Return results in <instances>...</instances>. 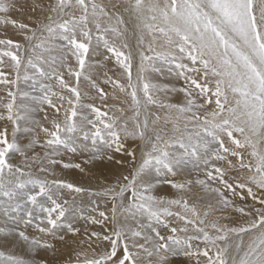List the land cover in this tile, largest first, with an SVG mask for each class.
Wrapping results in <instances>:
<instances>
[{
  "label": "snow or ice",
  "instance_id": "snow-or-ice-1",
  "mask_svg": "<svg viewBox=\"0 0 264 264\" xmlns=\"http://www.w3.org/2000/svg\"><path fill=\"white\" fill-rule=\"evenodd\" d=\"M18 2L0 0V24L17 28L25 41L0 39V84H15L23 67L24 78L32 79L42 93L33 99L47 103L56 114L65 102L68 107L62 121L53 119L51 128L40 125L46 139L33 135L22 145L15 138L17 121L31 116L28 112L21 116L16 93L9 87L7 115H0L14 125L11 139L6 127L0 129V207L5 215L25 210V226L36 220L33 226L39 232L64 241V235L57 236L61 230L81 235L75 226L78 220L105 227L109 221L103 211L98 213L100 219L85 216L76 195L113 201L112 227L104 234L85 228L84 239L63 264H171L178 255L194 264H264V0H108L107 4L30 0V11L39 13L30 18L31 24L10 17L12 11H23ZM130 27L136 37L135 54L127 40ZM101 45L108 55L94 60ZM134 55L139 58L135 75ZM5 57L12 62L15 79L5 71ZM110 60L124 82L109 75L114 71L107 67ZM165 66L169 70L174 66L184 77L183 87L161 86L149 79V72L160 73ZM81 78L103 107L82 103L87 94L81 92ZM49 80L57 81L61 91H53L45 83ZM101 83L110 85L111 92ZM161 92L182 93L183 102L161 100ZM118 93L126 98L121 100ZM109 97L127 108L107 104ZM150 106L167 111L150 120ZM161 121L163 127L158 126ZM128 141L140 144L130 147ZM37 146L44 149L43 156L35 153L29 158L28 152ZM64 151L109 162L123 153L135 166L100 191L31 171L32 163H37L40 173L53 177L56 165L83 172L79 163L57 159ZM15 154L25 159L13 162ZM186 161L202 163L204 178L175 179ZM115 163L123 166L124 160ZM153 169L172 178H153ZM160 184L170 185L180 195L173 199L155 195ZM194 186L205 194L197 198L205 199L203 207L188 198ZM249 197L252 205L247 203ZM91 203L95 205L94 200ZM231 213L239 214V220ZM11 221L19 223L16 217ZM154 225H163L167 232L162 234ZM0 234L17 236L33 251L50 250L53 255L57 251L53 242L18 228L0 227ZM103 242L109 248L96 252L93 244L99 247ZM0 264L36 262L0 251Z\"/></svg>",
  "mask_w": 264,
  "mask_h": 264
},
{
  "label": "bare ground",
  "instance_id": "bare-ground-1",
  "mask_svg": "<svg viewBox=\"0 0 264 264\" xmlns=\"http://www.w3.org/2000/svg\"><path fill=\"white\" fill-rule=\"evenodd\" d=\"M130 24H131V22H130ZM127 39L129 40V43H130L132 50L135 54V52H136V37H135V35L132 34L131 27H130ZM136 60H137V58H136ZM111 67H114V66H111ZM163 73H165V71H163ZM154 74L155 73H150L148 76L149 79L153 83H156V84L161 85V86L167 85L170 88H173V87L174 88H181V87H183L179 84L180 83L179 81H181V80L175 81V79H178V78H176L178 75L177 76L175 75L176 76L175 78H172L170 75H169L170 77L167 78V76H166V78H164V77L158 76L159 74L158 75H154ZM172 75H173V73H172ZM118 76H120V75H118ZM182 78H184V77H182ZM16 86H17V89L16 90L14 89L15 90L14 92L16 93L15 104L18 106V109L20 111L21 116H23L25 112H28L31 116V119H20V120H18L17 122H18L19 127H25V125H27V124H29V125L31 124V126H30L31 128H33L34 126L40 127V125L42 123H39V125H38V124L33 123V121L40 122V120H41V121L45 122L46 121L45 115H47L48 120H49V118H53L52 115H48L49 109L47 110L48 111L47 113L43 114L44 113L43 110L45 107L41 108L39 103H35L36 99H33V97H37V96L35 95L36 92L32 91V87H34V86L29 85L26 89L23 88V85L20 83H17ZM9 87L10 86H8V88ZM87 87H85L84 89H87ZM105 90H106V88H105ZM5 92H6V90L3 93H5ZM91 92L93 95L95 94L93 91H91ZM25 93H27V95H24ZM87 93H90V92H87ZM96 97L97 96H95V98ZM159 98L161 100L166 99L167 102H171V103L183 102V94L182 93H172V92L164 93V92H161L159 94ZM88 99L89 98L87 97V100ZM65 104H67V103H65ZM152 111H153V109H152ZM39 112H40V114H39ZM155 112H157V111H155ZM1 114H2V112H0V115ZM3 116L6 117V115H3ZM150 117H152V115ZM59 118H61V117H59ZM153 118H154V113H153ZM153 118H150V120ZM21 120H22V122H20ZM10 124L12 125L13 123L7 119H0V129H3L6 127L8 129L9 138L11 139L12 135H13L12 129L14 127L12 128L13 125L10 126ZM48 126L49 125L47 124V126H45V127H48ZM23 129L24 128L19 129L18 132L17 131L15 132L16 140L19 143H21L22 145L27 144L28 141L30 140V138H27V139L23 138V137H25L23 135V131H24ZM168 129H170V128H168ZM36 132H37V129H36ZM38 132L40 133V131H38ZM38 132H37V134H38ZM26 134L28 136H30L29 132H26ZM44 136H45V134H44ZM43 137L41 135V137L39 136V139L41 141H43L44 140ZM128 144L131 147L133 143L128 141ZM65 152H66V155L62 154L60 157H57V159L62 160L64 163H79L81 165V167L84 169L83 172H81L80 169H75V168L63 169L60 165H56V166H54V171H55L56 175L53 177V176L47 175L45 173H40L39 172V165L37 163H32L31 171H33L34 174H36L37 176H40L42 178H47L49 180L55 179V178L65 179V180H68L70 182L76 183L78 186L85 187V188L91 189L93 191H100L102 185H105L106 183H114L115 178L118 177L120 175V173H124L125 175H127L129 173V171L131 170V168L135 166L130 161V158L125 157L123 153L115 154L114 161L109 162L106 159L103 161L98 160V159L93 160L92 157L88 154H80L79 152L73 154V153H70L67 151H65ZM35 153H39L40 156L42 157L43 153H44V149L37 146V147H35V149L33 151L28 152V157L30 158ZM14 156L12 157V159L16 163H20L25 159V157H23L21 155L15 156V157ZM139 158H140V152H139V150H137V162H139ZM121 159L124 160L123 166H120V165L115 163V161H119ZM204 172H205V166L202 163H196L193 161H186L184 164L179 166L178 175L174 178L179 179V180L197 179V178L203 179L204 178V175H203ZM239 174L240 173H232V175H239ZM150 175L153 178H163L165 175H168L169 178H172L171 174H167L164 171L158 173L154 169L151 171ZM243 175H246V173H243ZM154 194L157 196L165 197L166 199L177 198L180 195V193H178L175 189H173L170 185H167V184L158 185L157 188L154 190ZM198 197L204 198L205 194L200 190L199 187L194 186L192 193L188 195V198L191 202H198L201 205V207H203V205L205 203V199L197 200ZM65 198L70 199V197H68V196H66ZM76 200L78 202H81V206L84 208L85 216L94 215L97 217V219H100V217L98 215V213L100 211L108 213L109 221L106 222V227L101 226L99 224H91L90 221L78 220L76 222L75 226L81 228V230H82L81 235L74 236L71 233H68L66 230H61L60 232H58L57 236L64 235L65 240L64 241H60L59 239L54 240L52 237L48 236L47 234L39 232L33 226L36 223V220L33 221L32 225L25 226L23 224V220L27 219V213L25 210H21L18 213L17 212H11L9 215H5L3 207H0V227L18 228L19 230L26 232V234L29 235L30 237H36V238L41 239V240H49V241L53 242L56 245V249H57L55 255H53V252L50 250L36 249L33 251L32 249H30L28 247V245L25 242L21 241L17 236H15V235L4 236L3 234H0V251H3L6 255H13V256L21 257V258H23L27 261H30V262L35 261L36 264H40V261H42V260L48 261V264H63V261L65 260V258L67 256L71 255L73 253V250L79 247V242L82 239H84L83 230L85 228H87L89 231H97V232H101L102 234H104V233H106V231L108 229H110L112 227V225H111V208H112L113 201H111L110 199L105 198V197H93V196H89V195H83V196L76 195ZM93 200L95 201V205H98V208L96 209L95 212L90 211V209L95 206L91 203ZM247 203L249 205H252L253 202H252L250 197L248 198ZM256 207H259V205L257 204ZM35 214L36 213L34 212V215ZM231 215L235 219L239 220V214L231 213ZM11 217H16L17 220L19 221V223L13 224L11 221ZM120 219H123V217H120ZM169 219H171L172 226H177L178 222L175 219H172V218H169ZM141 222L143 223L146 221L142 220ZM225 222H227V221H225ZM240 222H242V221H240ZM41 226L44 227L45 225H41ZM154 226L158 227L162 234L167 232V229L164 228L163 225H154ZM180 226H182V225H180ZM141 242H143V241H141ZM93 248L96 249V252H100L102 250H107L109 248V244L107 242H103V243L99 244V247H97L95 244H93ZM84 250H88L89 254H91V249H87L86 245H85ZM171 264H194V260L190 259L188 257H184L182 255H178V256L173 257L171 259Z\"/></svg>",
  "mask_w": 264,
  "mask_h": 264
},
{
  "label": "rangeland",
  "instance_id": "rangeland-1",
  "mask_svg": "<svg viewBox=\"0 0 264 264\" xmlns=\"http://www.w3.org/2000/svg\"><path fill=\"white\" fill-rule=\"evenodd\" d=\"M97 2H100V3H104L105 2V4H107V2H108V0H97ZM28 3H30V0H19V2H18V7H20V5L21 4H23L24 5V9H23V11H12V12H10V17L12 18V19H16V20H18V21H22V22H24V23H29V24H31V19L30 18H35L36 16H38L39 15V13H32L31 11H30V8L27 6L28 5ZM33 27H35V25L33 24L32 25ZM0 39H13V40H15V41H18L19 43H21V44H24L25 43V41H24V36H23V34H21V32L17 29V28H15V27H13L11 24H9V25H2V24H0ZM128 40V39H127ZM128 43H129V40H128ZM129 45H130V43H129ZM3 46H0V48H2ZM130 47H131V45H130ZM132 48V47H131ZM90 55H92L91 53H90ZM103 55H108V53H106L105 51H104V49H103V47H102V45L98 48V50H97V54L96 55H94L93 56V59L94 60H102L103 59ZM136 58H137V60H136ZM139 60V58H138V56L136 57V56H134V67H133V72H134V75H135V71H136V67H135V65L136 64H138V61ZM5 63H6V67H5V71L8 73V77H10L9 79H15V69L14 68H11L10 67V65L12 64V62L10 61V59L8 58V57H5ZM114 64V65H113ZM111 66H114V67H111ZM116 65H115V61L114 60H110L109 62H108V65H107V67H109L110 69H113L114 71L113 72H110L109 73V75H114V76H118V75H120V69H117V67H115ZM135 69V70H134ZM165 69V70H164ZM164 69H163V71H165V73H163V71L162 72H160V73H155V72H149L148 73V76H149V74L150 73H155L154 75H158V76H160V77H164V78H166V76H167V78L168 77H172V78H175L178 74L176 73L177 72V70H175V67L173 66V69L172 70H169L168 69V67L167 66H165L164 67ZM98 72L100 71V70H97ZM24 72V73H23ZM172 73H173V75H172ZM176 73V74H175ZM27 75L28 76H31L32 75V70L31 69H28L27 70ZM170 75V76H169ZM176 75V76H175ZM24 76H25V69L22 67L21 68V70H20V79H19V81H17L15 84H13V85H11L10 86V89H11V91H15L16 89H17V86H16V84L17 83H20V84H22L23 85V88H27L29 85H32V86H34V87H32V91L34 92H36V96L38 97V96H40V95H42V93L39 91V86L38 85H36V84H34V82H33V80L32 79H25L24 78ZM157 77V76H156ZM183 76H177L176 78H178V79H175V81L177 80V81H179V80H181V81H179L180 83V85L181 86H184V78H182ZM93 78L95 79L96 78V75L94 74V76H93ZM120 78H121V82H124L125 81V77H123V76H120ZM163 78V79H164ZM66 79H67V77H66ZM70 82H72V83H74V80H72V81H70ZM45 83H49V84H51L52 85V88H53V91H56V92H60L61 91V88L59 87V84H58V82L57 81H55V80H49V81H45ZM3 85V86H2ZM105 87H104V86ZM80 86H81V92H82V94H84V93H86V94H88V95H86V96H83V100H82V103H85V104H95L96 106H98V107H103V105H102V102L99 100V98L98 97H96L94 100L92 99V97H95V96H97L96 95V92H95V90L94 89H92L91 90V87H90V85L88 84V82L87 81H85L83 78H81V81H80ZM88 86V87H87ZM16 87V88H15ZM85 87H87V89H84ZM101 87H104V89L106 88V92H111V86L110 85H105V84H101ZM15 89V90H14ZM6 90V92L5 93H3L4 91ZM7 90H9V88H8V86H5L4 84H0V112H2V114L1 115H7V110H6V108L4 107V105L5 104H7L8 102H9V100H10V97L8 96V91ZM84 92H83V91ZM87 92H90V93H87ZM38 91V92H37ZM91 91H93L95 94L93 95L92 94V92ZM3 93V94H2ZM2 94V95H1ZM64 95L65 96H67V95H69V93L66 91V90H64ZM118 95H120V98H121V100H123V99H125L126 97L123 95V94H119L118 93ZM90 96V97H89ZM87 97L89 98L88 100H87ZM96 100V101H95ZM85 101V102H84ZM4 102V103H3ZM54 102L55 103H58V104H60L61 102L59 101V100H57L56 98H54ZM60 102V103H59ZM2 103V104H1ZM35 103H39L40 104V106H41V108H44V110H43V114H45V113H47L48 111H49V113H48V115H52V117L53 118H49V120L47 119L45 122L44 121H41L40 120V122L39 123H42L44 126H47V124L49 125L48 127L49 128H51L50 126H51V121L53 120V119H58V120H63V111H64V108H67L68 107V105L67 104H65L64 103V107L63 108H61V112L59 113V114H56V112H55V110L54 109H52L47 103H45V104H41L40 102H39V100L37 101L36 100V102ZM106 103L107 104H109V105H119L120 107H125V108H127V105H125V104H121L120 103V100H113V99H111V97H109L108 98V100L106 101ZM100 105V106H99ZM39 106V107H40ZM2 107V108H1ZM48 107V108H47ZM51 108V109H50ZM40 109V108H39ZM49 109V110H48ZM63 109V110H62ZM152 109H153V111H152ZM48 110V111H47ZM164 110V111H163ZM130 111V110H129ZM128 111V115H131V111L129 112ZM149 113H150V116L152 115V117H150V118H153V113L155 114H160V116H164L165 115V112L167 111V110H165V109H160V108H158V107H155V106H150L149 107ZM155 111H157V112H155ZM159 111V112H158ZM41 112V111H40ZM40 112H39V114H40ZM163 113V114H162ZM55 116H54V115ZM84 114L85 115H91V113L90 112H88V111H85L84 112ZM117 114H119V113H117ZM61 115V116H60ZM58 116V117H57ZM59 117H61V118H59ZM50 121V122H49ZM20 122H22V120L20 121ZM18 123V122H17ZM50 123V124H49ZM41 124V125H42ZM13 125V124H12ZM11 124H10V126H12ZM39 125V124H38ZM31 126V124L29 125V124H27V125H25V127H19L16 131L18 132V130L19 129H22V128H24L23 130V135L25 136V137H23L24 139H27V138H32L33 137V135H35V136H37V137H41V135H42V137L44 136V133L41 131V129H40V127L38 126H34L33 128H31L30 127ZM158 126H160V127H163V121H161V123H160V125H158ZM14 127V125L12 126V128ZM29 127V128H28ZM167 128H171V125L169 124V125H167ZM28 130V129H32L33 131V133L32 132H29V131H26V130ZM36 129H37V132L38 131H40V133L38 132V134H37V132H36ZM12 131H13V129H12ZM26 132H29L30 133V136H28L27 134H26ZM42 133V134H41ZM44 139H46V137L44 136L43 137ZM131 143H133L132 141H130ZM138 144H140V141H136L135 143H133L132 144V146L131 147H135V146H137ZM63 154H65L66 155V152L64 151L63 152ZM68 155V154H67ZM14 156V155H13ZM15 156H20L19 154H15ZM14 156V157H15ZM14 162V161H13Z\"/></svg>",
  "mask_w": 264,
  "mask_h": 264
}]
</instances>
